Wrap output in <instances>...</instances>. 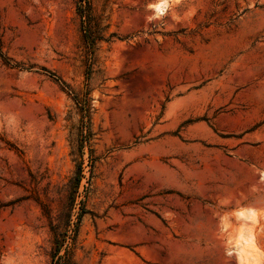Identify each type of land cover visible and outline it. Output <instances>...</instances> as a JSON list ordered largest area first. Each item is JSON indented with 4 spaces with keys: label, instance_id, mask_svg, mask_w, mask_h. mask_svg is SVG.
Segmentation results:
<instances>
[{
    "label": "rangeland",
    "instance_id": "obj_1",
    "mask_svg": "<svg viewBox=\"0 0 264 264\" xmlns=\"http://www.w3.org/2000/svg\"><path fill=\"white\" fill-rule=\"evenodd\" d=\"M159 1L0 0V264H264V0Z\"/></svg>",
    "mask_w": 264,
    "mask_h": 264
},
{
    "label": "crops",
    "instance_id": "obj_2",
    "mask_svg": "<svg viewBox=\"0 0 264 264\" xmlns=\"http://www.w3.org/2000/svg\"><path fill=\"white\" fill-rule=\"evenodd\" d=\"M258 206V205H257ZM262 210H264V203L259 206ZM264 221V214L259 216L250 215L247 218L248 225L245 229L243 238L249 239L251 237L252 241L248 243L246 248H250L251 252L258 258L257 251L260 252V249H263V244L257 237V233L259 232V226ZM247 233V235H246ZM251 245V246H250ZM244 246V248H245ZM256 258V259H257ZM255 260V258H252Z\"/></svg>",
    "mask_w": 264,
    "mask_h": 264
},
{
    "label": "bare ground",
    "instance_id": "obj_3",
    "mask_svg": "<svg viewBox=\"0 0 264 264\" xmlns=\"http://www.w3.org/2000/svg\"><path fill=\"white\" fill-rule=\"evenodd\" d=\"M173 1V0H172ZM166 0H160L159 2H157L156 4H154L152 7H153V10H154V16H160V15H162V14H164V12L166 11ZM239 215L240 216H242V213H239ZM240 234V233H239ZM244 235V234H243ZM246 235H247V233H246ZM239 236V235H238ZM241 236V235H240ZM241 237H243V236H241ZM241 237L239 238L238 237V239L240 240V241H243V240H241ZM242 239H245V238H242ZM239 240L237 241V242H239ZM246 242H248V241H250V239H247V240H245ZM245 241H243V243H245ZM241 242H239V245H235L236 247H240V249H241V247H244V245L243 246H241V244H243V243H241ZM238 244V243H237ZM246 245H248V244H246ZM251 246V245H250ZM238 247V248H239ZM247 246H245V248H246ZM251 248V247H250ZM239 250V249H238ZM242 250H243V248H242ZM237 251L236 250V252L238 253H236L237 254V256H241L244 252L243 251ZM241 254V255H240ZM247 254V252L246 253H244V255H246ZM238 257V258H239ZM245 258V257H244ZM243 259V257L241 258L240 257V260H242ZM245 259H249L248 258V256H246V258ZM245 259H243V261H245ZM251 259V258H250ZM246 261H249V260H246ZM248 263V262H247ZM249 264V263H248ZM253 264V263H252Z\"/></svg>",
    "mask_w": 264,
    "mask_h": 264
},
{
    "label": "trees",
    "instance_id": "obj_4",
    "mask_svg": "<svg viewBox=\"0 0 264 264\" xmlns=\"http://www.w3.org/2000/svg\"><path fill=\"white\" fill-rule=\"evenodd\" d=\"M56 80L59 81V79H56ZM59 82H61V81H59ZM61 84L64 85L62 82H61ZM76 232H77V229H74L73 230L74 236L76 235ZM54 244L56 245V249L54 250V257H55L58 254L60 248L62 247V244L59 243L57 237H55V239H54Z\"/></svg>",
    "mask_w": 264,
    "mask_h": 264
}]
</instances>
